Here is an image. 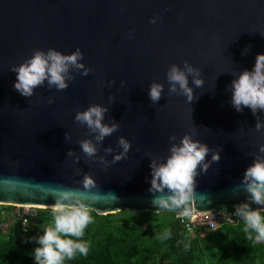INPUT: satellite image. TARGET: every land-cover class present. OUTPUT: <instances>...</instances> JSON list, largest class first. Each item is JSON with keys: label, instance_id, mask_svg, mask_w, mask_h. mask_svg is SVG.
<instances>
[{"label": "water", "instance_id": "95a60500", "mask_svg": "<svg viewBox=\"0 0 264 264\" xmlns=\"http://www.w3.org/2000/svg\"><path fill=\"white\" fill-rule=\"evenodd\" d=\"M50 48L65 55L79 48L88 74L71 68L66 90L45 82L32 97L21 96L12 68ZM257 54H264V0H0V206L52 210L60 190L72 189L99 215L180 217L152 204L150 163L164 162L171 144L193 129L192 138L221 159L198 175L192 213L249 202L237 185L255 156L264 155V129L255 130L250 109L231 106L230 84L253 68ZM185 61L204 80L197 88L189 77L191 104L169 96L166 80L169 68ZM153 82L164 85L157 104L148 96ZM90 105L107 108L103 122L119 125L101 143L75 121ZM257 115L264 123V112ZM120 137L131 148L112 163L122 152ZM85 139L96 143V156L82 153ZM85 175L96 184L88 192ZM258 207L264 206L251 204Z\"/></svg>", "mask_w": 264, "mask_h": 264}, {"label": "clouds", "instance_id": "9594fccd", "mask_svg": "<svg viewBox=\"0 0 264 264\" xmlns=\"http://www.w3.org/2000/svg\"><path fill=\"white\" fill-rule=\"evenodd\" d=\"M151 22L155 23V20ZM81 60L83 54L79 48L68 55L51 48L46 52L35 50L31 58L12 68L16 73L14 89L25 98L32 97L34 90L45 82L49 88L66 90L69 86L67 81L73 79L68 75L71 68L82 69V75L88 74L89 70L80 63ZM200 76V70L192 67L187 61L184 62L183 68L172 65L166 74L169 96L183 95L191 104L196 98L193 88L189 87V77L195 87L201 88L204 80ZM230 90V104L235 111L242 113L245 108L250 109L256 118L255 130L259 132L264 129V123L257 115L258 112H264V54H257L253 68L242 71L231 81ZM163 92V84L153 82L150 85L148 96L152 104H157ZM51 102L49 100V103ZM107 111V108L100 105H90L75 115L77 123L86 126L95 134L96 143H101L119 130L118 124L112 123L109 126L103 122ZM194 135L195 129L191 134H185L179 144L172 143L170 154L164 162L152 160L150 163L149 192L154 195L152 204L160 209L179 210L181 216L192 215V201L200 172L206 173L211 162H219L221 159L218 152H212L206 144L194 140ZM65 139H70L68 134H65ZM175 140V136L170 137V141ZM96 143L88 139L79 142L82 153L87 158L96 156ZM118 145L122 152L114 157L112 163L120 161L131 148V144L124 137L119 138ZM105 152L111 154L112 149L106 148ZM210 152L212 155L209 162L206 158ZM259 153L264 154V145L259 147ZM67 155L71 156L72 152L69 151ZM82 186L85 192L96 188L94 180L87 175L83 178ZM241 188L249 194V202L235 205L234 215L245 221L246 232L252 230L256 233L257 242L264 241V216L261 215L264 207L251 208V204L264 206V155H256L253 163L245 170L241 183L237 185V190ZM81 194L79 190H60L52 207L53 226L45 227L42 235L33 238L39 245L34 250L35 264H64L66 259L71 260L77 253L87 255L88 245L80 238L92 223V216L90 207L79 198ZM228 219L231 221V217Z\"/></svg>", "mask_w": 264, "mask_h": 264}, {"label": "trees", "instance_id": "16d2710c", "mask_svg": "<svg viewBox=\"0 0 264 264\" xmlns=\"http://www.w3.org/2000/svg\"><path fill=\"white\" fill-rule=\"evenodd\" d=\"M13 210L0 206V264H35L34 250L39 245L33 238L53 226V212L37 209L23 231ZM133 213L135 219L125 224L112 221L118 213L90 211L92 223L80 238L88 245L87 255L77 253L64 264H264V241L257 242L254 231H245L244 220L203 238H189L172 213L160 219L148 212Z\"/></svg>", "mask_w": 264, "mask_h": 264}, {"label": "built area", "instance_id": "2783aa9c", "mask_svg": "<svg viewBox=\"0 0 264 264\" xmlns=\"http://www.w3.org/2000/svg\"><path fill=\"white\" fill-rule=\"evenodd\" d=\"M12 207H14V216L20 220L22 229L25 231L28 219L36 216L38 208L25 205ZM234 212L235 207H218L208 212H193L191 216H175V218L179 219L181 227L189 238H203L210 232L242 222L243 219L235 216ZM228 217H231V221Z\"/></svg>", "mask_w": 264, "mask_h": 264}, {"label": "rangeland", "instance_id": "374dc122", "mask_svg": "<svg viewBox=\"0 0 264 264\" xmlns=\"http://www.w3.org/2000/svg\"><path fill=\"white\" fill-rule=\"evenodd\" d=\"M38 209H40V207H37ZM149 213V212H148ZM97 214V213H96ZM151 214H153V215H151V218H156V219H160V218H169L170 217V214H168V213H166V212H161V213H151ZM97 215H99V214H97ZM134 213L132 212V211H130V210H128V211H126V212H124V213H122V211L121 212H119L118 214H117V216L116 217H114L113 219H112V221H114V222H121V223H128V222H132L135 218H134ZM150 217L149 216H147V219H149ZM151 232V231H150ZM149 237L151 238V235H149ZM224 244V243H223ZM225 245V244H224ZM154 264V263H153Z\"/></svg>", "mask_w": 264, "mask_h": 264}, {"label": "bare ground", "instance_id": "6f19581e", "mask_svg": "<svg viewBox=\"0 0 264 264\" xmlns=\"http://www.w3.org/2000/svg\"><path fill=\"white\" fill-rule=\"evenodd\" d=\"M25 206H30V205H25ZM31 207H35V208H37L38 206H31Z\"/></svg>", "mask_w": 264, "mask_h": 264}]
</instances>
